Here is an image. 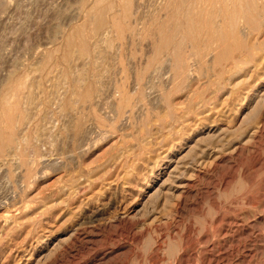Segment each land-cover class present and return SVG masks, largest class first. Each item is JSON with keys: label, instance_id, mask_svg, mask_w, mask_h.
I'll return each mask as SVG.
<instances>
[{"label": "rangeland", "instance_id": "obj_1", "mask_svg": "<svg viewBox=\"0 0 264 264\" xmlns=\"http://www.w3.org/2000/svg\"><path fill=\"white\" fill-rule=\"evenodd\" d=\"M170 3L0 0V264H264V13Z\"/></svg>", "mask_w": 264, "mask_h": 264}, {"label": "bare ground", "instance_id": "obj_2", "mask_svg": "<svg viewBox=\"0 0 264 264\" xmlns=\"http://www.w3.org/2000/svg\"><path fill=\"white\" fill-rule=\"evenodd\" d=\"M187 5H189L193 10L190 13L188 14L186 13V15H183V16L186 18V20L190 18V20L193 23H195V27H190L186 30V32L184 31L183 36L181 37V42L179 43V46L180 44H182L183 37L185 36L193 44L199 45L200 43H202L204 45L205 51H207L206 49H208L209 46H211L212 44H215L216 45L215 49H217V54L215 55L213 59V62L215 63H220L221 61L226 60L228 57L229 49L237 47L238 45H240L241 39L243 38L247 39L250 35H252L251 32L257 26L256 24H257L258 17H261L260 15L264 13V4L263 3L259 4L258 0H171V3H170V6H172L173 9L174 8L180 9L182 6H187ZM201 10L206 11L208 15L207 17L208 24L204 26L205 30L201 29V26L196 25L198 24V21H199L198 13ZM259 25H260V21H259ZM256 28L259 29V27H256ZM256 28L255 30H257ZM161 32L163 34L162 39L168 38L165 36V35L168 36V33L167 34L164 33L163 29H161ZM170 35H175V34H170ZM254 42L255 41H253V43ZM165 43H160V45L156 46V48L159 47L161 51L163 48H165ZM176 49L178 48H175V50ZM156 50H158V48ZM190 53L192 54V52ZM173 54L176 55V58L179 57V52L177 53L173 52ZM173 54L171 55L173 56ZM192 55L195 56L194 54ZM172 58L174 59V57ZM188 58L190 59L189 56ZM177 65L180 66L181 64L178 63ZM205 154H207V152Z\"/></svg>", "mask_w": 264, "mask_h": 264}]
</instances>
